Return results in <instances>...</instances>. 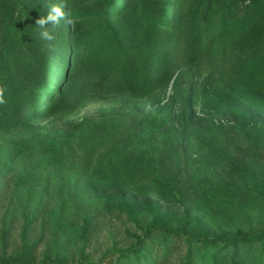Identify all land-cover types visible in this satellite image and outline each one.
Returning a JSON list of instances; mask_svg holds the SVG:
<instances>
[{"label":"trees","instance_id":"trees-1","mask_svg":"<svg viewBox=\"0 0 264 264\" xmlns=\"http://www.w3.org/2000/svg\"><path fill=\"white\" fill-rule=\"evenodd\" d=\"M0 85V264H264V0H0ZM98 98L152 109L54 126ZM87 189L128 244L89 251Z\"/></svg>","mask_w":264,"mask_h":264},{"label":"rangeland","instance_id":"rangeland-1","mask_svg":"<svg viewBox=\"0 0 264 264\" xmlns=\"http://www.w3.org/2000/svg\"><path fill=\"white\" fill-rule=\"evenodd\" d=\"M171 94H168L169 97ZM129 109L149 111L152 109L150 103L126 102L117 98H98L89 101L76 114L58 120L55 127H73L83 120L97 117L107 113L122 112ZM198 112V116H203ZM87 198L91 204V211L95 215L94 226L91 229L90 248L92 254H98L107 248L120 247L128 244L131 233L135 232V227L128 223L127 214L116 204L120 198L113 194H104L96 189L86 190ZM123 201L135 206L138 215L143 216L150 209L149 199L124 195Z\"/></svg>","mask_w":264,"mask_h":264},{"label":"clouds","instance_id":"clouds-1","mask_svg":"<svg viewBox=\"0 0 264 264\" xmlns=\"http://www.w3.org/2000/svg\"><path fill=\"white\" fill-rule=\"evenodd\" d=\"M68 5L65 3H61L59 5H51L50 10L46 17H40L35 21L36 25L42 29L40 32V37L43 40L46 41H54L56 39L55 35H53V32L46 27V25L51 24L53 29L59 26L61 20H65L67 23H71V21L68 19L69 12L65 11V8H67ZM49 48H52L53 45L49 44ZM7 91L6 87L3 85H0V105H5L7 103V100L5 98V92Z\"/></svg>","mask_w":264,"mask_h":264}]
</instances>
